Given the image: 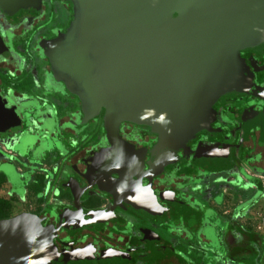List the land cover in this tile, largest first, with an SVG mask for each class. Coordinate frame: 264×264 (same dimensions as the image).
<instances>
[{"label":"flooded vegetation","instance_id":"flooded-vegetation-1","mask_svg":"<svg viewBox=\"0 0 264 264\" xmlns=\"http://www.w3.org/2000/svg\"><path fill=\"white\" fill-rule=\"evenodd\" d=\"M64 0H0V220H36L37 264H264V46L238 51L249 85L215 101L184 144L81 102L43 42L65 31Z\"/></svg>","mask_w":264,"mask_h":264},{"label":"water","instance_id":"water-1","mask_svg":"<svg viewBox=\"0 0 264 264\" xmlns=\"http://www.w3.org/2000/svg\"><path fill=\"white\" fill-rule=\"evenodd\" d=\"M65 31L43 42L52 75L104 110L107 131L128 121L175 148L207 128L216 100L250 82L238 51L264 46V0H64ZM34 0H19L32 7ZM251 119L264 137V109ZM36 218L0 220V264H37Z\"/></svg>","mask_w":264,"mask_h":264},{"label":"rangeland","instance_id":"rangeland-1","mask_svg":"<svg viewBox=\"0 0 264 264\" xmlns=\"http://www.w3.org/2000/svg\"><path fill=\"white\" fill-rule=\"evenodd\" d=\"M256 208H258V211ZM255 210L258 212V217L262 222V229L264 231V196L256 203V206L254 207V211Z\"/></svg>","mask_w":264,"mask_h":264}]
</instances>
